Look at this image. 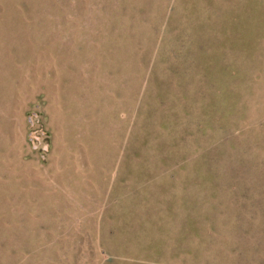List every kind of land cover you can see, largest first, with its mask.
Instances as JSON below:
<instances>
[{
  "label": "rangeland",
  "instance_id": "obj_1",
  "mask_svg": "<svg viewBox=\"0 0 264 264\" xmlns=\"http://www.w3.org/2000/svg\"><path fill=\"white\" fill-rule=\"evenodd\" d=\"M0 264H264V0H0Z\"/></svg>",
  "mask_w": 264,
  "mask_h": 264
}]
</instances>
